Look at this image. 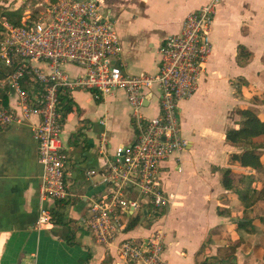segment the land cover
<instances>
[{"label":"crops","instance_id":"0c3cea01","mask_svg":"<svg viewBox=\"0 0 264 264\" xmlns=\"http://www.w3.org/2000/svg\"><path fill=\"white\" fill-rule=\"evenodd\" d=\"M117 1L100 0L115 19L123 67L139 74L158 70L161 41L178 33L185 17L210 0H123L131 7V17L121 15L124 8ZM211 40L212 53L198 89L179 104L187 146L179 159L166 161L162 168L169 203L154 214L139 213L132 219L137 224L127 223L110 243L95 241L83 218L106 191L102 171L114 161L116 147L129 146L136 137L125 92L96 98L93 91L76 88L62 95L70 99V105L62 103L61 135L69 194L60 201L53 223L41 230L34 228L45 204L43 167L32 131L38 119L0 124V264H117L119 241L146 236L151 228L164 231L163 257L169 264H223L225 259L228 264H264V229L251 210L259 202L255 192L264 183V173L252 177L250 167L233 160L242 148L227 139V132L241 123V109L252 108L264 120V0H220ZM240 46L249 52L242 62ZM7 90V108H12L16 97ZM156 102L154 95L144 109L147 115L157 112ZM89 169L96 173L87 176ZM227 169L232 188L223 184ZM231 248L234 253L221 256Z\"/></svg>","mask_w":264,"mask_h":264},{"label":"built area","instance_id":"2783aa9c","mask_svg":"<svg viewBox=\"0 0 264 264\" xmlns=\"http://www.w3.org/2000/svg\"><path fill=\"white\" fill-rule=\"evenodd\" d=\"M220 0L190 12L178 33L159 44L155 72L129 73L121 59L122 42L115 19L100 0H46L19 24L0 17V85L15 95V105H0V124H32L38 160L43 167L41 205L35 230L52 224L60 201L69 191L65 176L68 155L62 131L61 97L76 88L100 98L123 90L132 111L136 137L116 147L114 161L102 171L105 192L89 207L83 224L95 241L110 243L139 213L154 214L169 203L163 166L187 146L180 121V102L198 89L212 53L211 30ZM68 66L77 68L72 73ZM157 98V112L144 109ZM96 173L89 169L87 176ZM165 234L151 228L146 236L123 237L117 264H169L163 257Z\"/></svg>","mask_w":264,"mask_h":264},{"label":"trees","instance_id":"16d2710c","mask_svg":"<svg viewBox=\"0 0 264 264\" xmlns=\"http://www.w3.org/2000/svg\"><path fill=\"white\" fill-rule=\"evenodd\" d=\"M56 1V0H51ZM5 16L11 23L19 24L20 18L22 16V9H7L0 4V17ZM239 59L242 62L244 58L249 56V52L244 46H240ZM243 56V57H242ZM245 56V57H244ZM1 76V73H0ZM66 95V94H64ZM63 103L70 105V99L66 96L61 98ZM8 90L7 87H2L0 85V105L8 107ZM70 110V107L66 111ZM242 120L237 128L230 129L227 132V139L234 143L239 144L242 148L241 153H234L232 155L233 160H238L242 166L250 167L253 171L251 174L254 177L255 174L264 173V163L261 159L262 147L264 146V120L260 119L257 113L252 108H244L239 111ZM230 169L225 171V176L223 179V184L227 188H232V179L229 177ZM261 192H264V183L260 188ZM240 192V191H239ZM241 196L244 198V193L240 192ZM138 219H134L130 227L136 225Z\"/></svg>","mask_w":264,"mask_h":264},{"label":"rangeland","instance_id":"374dc122","mask_svg":"<svg viewBox=\"0 0 264 264\" xmlns=\"http://www.w3.org/2000/svg\"><path fill=\"white\" fill-rule=\"evenodd\" d=\"M45 1L46 0H0V4H2L3 7L7 8V9H17V8L21 7L22 14H23L24 11H26L27 9L30 10V13H32L33 11H36L35 10V8L37 7L36 5L41 3V2H44L45 4H47L48 2H45ZM101 1L104 2V0H101ZM116 5H120V6H122L124 8V11L121 14L122 16L131 17L132 11H130L131 7L128 4H125L123 2V0H118L116 2ZM39 8L40 7H37V9H39ZM118 25H119V23H118ZM120 25H121V23H120ZM262 158L264 159V153L262 155ZM255 194L258 196L259 202L251 210H252V212L255 211L256 215L258 216L260 229L261 228L264 229V203H263V201H264V199H263L264 198V192H261L260 190H258V192H255ZM246 215L248 217H250V214H248V210L246 211ZM256 215L252 214V217L256 216ZM146 220L148 222L152 221V219H150V220L146 219ZM232 253H234V250L231 248L230 252L227 253V251H226L221 256L222 257H226V256H228V255H230ZM209 264H210V262H209Z\"/></svg>","mask_w":264,"mask_h":264},{"label":"water","instance_id":"95a60500","mask_svg":"<svg viewBox=\"0 0 264 264\" xmlns=\"http://www.w3.org/2000/svg\"><path fill=\"white\" fill-rule=\"evenodd\" d=\"M229 262H230L229 259H225L224 262H223V264H228Z\"/></svg>","mask_w":264,"mask_h":264}]
</instances>
